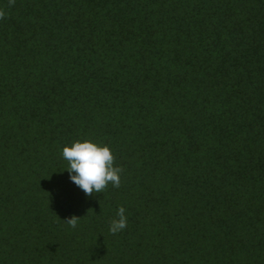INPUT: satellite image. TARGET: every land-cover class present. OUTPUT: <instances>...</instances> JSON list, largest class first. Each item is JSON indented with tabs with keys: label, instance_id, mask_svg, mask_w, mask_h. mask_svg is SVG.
Returning <instances> with one entry per match:
<instances>
[{
	"label": "trees",
	"instance_id": "obj_1",
	"mask_svg": "<svg viewBox=\"0 0 264 264\" xmlns=\"http://www.w3.org/2000/svg\"><path fill=\"white\" fill-rule=\"evenodd\" d=\"M0 264H264V0H0Z\"/></svg>",
	"mask_w": 264,
	"mask_h": 264
},
{
	"label": "clouds",
	"instance_id": "obj_2",
	"mask_svg": "<svg viewBox=\"0 0 264 264\" xmlns=\"http://www.w3.org/2000/svg\"><path fill=\"white\" fill-rule=\"evenodd\" d=\"M61 157L68 164L69 182L79 188L85 196L101 193L109 184L120 186L122 169L114 166V156L107 145L94 143L88 139L73 141L61 149ZM79 218L71 217L65 221L70 228H76ZM127 226L125 208L116 210L115 218L109 222L108 231L117 234Z\"/></svg>",
	"mask_w": 264,
	"mask_h": 264
}]
</instances>
